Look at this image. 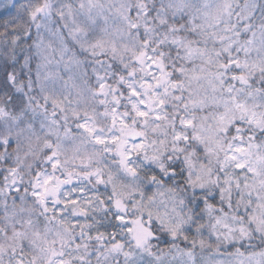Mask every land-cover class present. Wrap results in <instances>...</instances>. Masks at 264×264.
Returning a JSON list of instances; mask_svg holds the SVG:
<instances>
[{"label": "clouds", "instance_id": "clouds-1", "mask_svg": "<svg viewBox=\"0 0 264 264\" xmlns=\"http://www.w3.org/2000/svg\"><path fill=\"white\" fill-rule=\"evenodd\" d=\"M0 264H264V0H0Z\"/></svg>", "mask_w": 264, "mask_h": 264}]
</instances>
